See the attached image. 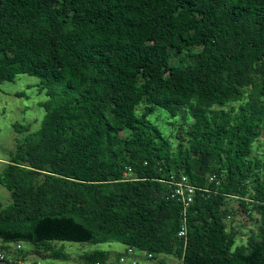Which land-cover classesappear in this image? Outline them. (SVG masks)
<instances>
[{
    "label": "trees",
    "instance_id": "trees-1",
    "mask_svg": "<svg viewBox=\"0 0 264 264\" xmlns=\"http://www.w3.org/2000/svg\"><path fill=\"white\" fill-rule=\"evenodd\" d=\"M19 74L48 99L38 130L14 125L25 134L0 172V249L13 262L68 259L52 242L73 241L124 245L83 253L84 264L128 248L264 264V146L253 153L264 141V0H0V83ZM156 108L184 114L175 145L149 120ZM170 175L197 187L185 237L160 181ZM238 211L257 226L244 242L228 224Z\"/></svg>",
    "mask_w": 264,
    "mask_h": 264
},
{
    "label": "rangeland",
    "instance_id": "rangeland-1",
    "mask_svg": "<svg viewBox=\"0 0 264 264\" xmlns=\"http://www.w3.org/2000/svg\"><path fill=\"white\" fill-rule=\"evenodd\" d=\"M40 80L34 76L19 74L13 81L0 83V172L4 166L5 159L10 151L14 150L16 139L24 136V133L17 132L15 124L28 128L27 132L39 129L40 122L44 116L43 104L48 99L46 89H41ZM184 114L178 113L171 117L165 110L156 108L149 116V120L161 131L163 136L168 137L173 145L185 137L187 124L184 123ZM20 130V129H19ZM263 138H259L253 147V153L261 155L263 150ZM0 202L8 204L10 202L9 192L0 185ZM237 208L236 201H232ZM229 225L238 231L237 241L244 242L250 229H256L253 219L246 220L240 211L228 218ZM57 248L63 249L68 254V259H40L43 264H78L81 254L93 250L120 251L124 245L118 242H73V241H53ZM14 246V244H11ZM23 249L31 248L27 243H21ZM141 257L138 264H180L171 256L157 255L155 258H147L144 252H136ZM161 259V261H159ZM31 262V260H28Z\"/></svg>",
    "mask_w": 264,
    "mask_h": 264
},
{
    "label": "built area",
    "instance_id": "built-area-1",
    "mask_svg": "<svg viewBox=\"0 0 264 264\" xmlns=\"http://www.w3.org/2000/svg\"><path fill=\"white\" fill-rule=\"evenodd\" d=\"M130 172H131V168L127 167L123 173L124 177L125 178L129 177ZM208 178L210 181H215L217 185L220 183V180L217 178V175L215 174L209 175ZM160 181L164 182L168 188L167 197L169 199L175 200L177 203L181 205V212H180L181 224L177 235L179 237H185L186 215L190 207V204L193 201V196L197 187L193 185L191 182H189L187 177L184 175H180L178 177H174V175H170L169 178H167L166 180H160ZM227 218H230V215H228ZM14 247L16 249H19L22 247V245L20 243H15ZM150 257L151 254H147V258ZM138 259L139 258L136 257V253L131 248H128L123 255H120L117 258H111L106 262L94 261L91 264H138ZM0 260L12 261L8 257V254L2 249H0ZM17 263L25 264L22 261H19ZM26 264H43V263L40 261V259H37L31 262L27 261ZM78 264H84V263L79 262Z\"/></svg>",
    "mask_w": 264,
    "mask_h": 264
},
{
    "label": "water",
    "instance_id": "water-1",
    "mask_svg": "<svg viewBox=\"0 0 264 264\" xmlns=\"http://www.w3.org/2000/svg\"><path fill=\"white\" fill-rule=\"evenodd\" d=\"M0 264H18V263L8 261V260H0Z\"/></svg>",
    "mask_w": 264,
    "mask_h": 264
},
{
    "label": "crops",
    "instance_id": "crops-1",
    "mask_svg": "<svg viewBox=\"0 0 264 264\" xmlns=\"http://www.w3.org/2000/svg\"><path fill=\"white\" fill-rule=\"evenodd\" d=\"M120 251H123V250H120ZM37 259H39V258H38V256H35V255H30L28 257V260H31V261H34V260H37ZM46 264H48V263H46Z\"/></svg>",
    "mask_w": 264,
    "mask_h": 264
}]
</instances>
